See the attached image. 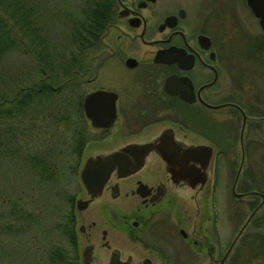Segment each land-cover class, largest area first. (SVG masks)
Segmentation results:
<instances>
[{
	"label": "flooded vegetation",
	"instance_id": "1",
	"mask_svg": "<svg viewBox=\"0 0 264 264\" xmlns=\"http://www.w3.org/2000/svg\"><path fill=\"white\" fill-rule=\"evenodd\" d=\"M244 10L255 18L257 29L264 32L246 0L112 1L97 42L79 53L73 65L76 117L85 120L96 134L86 142L84 138L82 151L147 140L163 127H171L175 134L186 137V142L203 149L209 146L211 157L202 193L190 201L192 206L175 193V185L154 153L135 172L111 179L97 200L79 210L75 200L85 199L86 195L78 183L80 192L71 195L66 213L73 226L68 247L75 264H83L81 247L89 243L99 255H92L87 264H105L112 248H117L122 264H180L178 252L171 254L179 248L187 253L186 264L243 263L241 235L264 203V193L250 182L243 185L247 178L241 177L246 167L245 150L263 143L245 132V127L258 118L264 124V115L253 114L257 104L244 108L239 101L246 73L242 76V71L234 67L233 75L230 69L233 57L242 55V38L252 43L242 18ZM252 47L253 43L244 50ZM93 90L104 92L98 99L103 100L100 109L106 107L108 97L112 98L114 116L107 127L92 126L85 116L82 99ZM224 111L230 119L239 118V159L229 186L231 199L247 195L259 198L250 204L249 213L228 243L221 233L214 231L215 235H211L210 225L214 230L216 221L217 228L224 227L218 213L211 215L208 207L215 154L235 146L232 142L226 146L210 130L214 116ZM261 132L264 138V128ZM76 139L82 142L83 135ZM232 211L237 216L239 211ZM256 241L245 240L250 251L255 249ZM256 255L253 251L249 259Z\"/></svg>",
	"mask_w": 264,
	"mask_h": 264
},
{
	"label": "rangeland",
	"instance_id": "2",
	"mask_svg": "<svg viewBox=\"0 0 264 264\" xmlns=\"http://www.w3.org/2000/svg\"><path fill=\"white\" fill-rule=\"evenodd\" d=\"M18 2L19 0H4L3 5L12 7L13 11H19L18 8L21 7ZM79 2L81 3V0H34L36 21L42 25L38 32L33 28L32 32L41 37L42 52L47 53L49 57L46 63L53 69L51 72L55 73H52L51 77L45 75L46 71L33 58V53L39 51L26 48L24 39L21 41L9 33L6 36V46H2L3 38L0 36V94L4 97L0 96V102L10 100L18 88L30 85L45 86L43 84H48L49 79L54 85L60 80L57 75L64 64L63 54L70 48L71 38L67 34L71 23L78 16ZM31 18H34L31 19L34 22L35 15H31ZM242 18L248 26L247 36L253 47L251 50H244L252 44L244 36L242 55L233 57L230 69L233 75L234 67L242 71V76L246 73L242 78L243 90L239 100L243 107L255 103L257 106H254L256 110L253 114L264 115V32L257 29L255 18L247 15L245 10ZM12 29L19 36L18 28L13 26ZM90 53L87 52V55ZM41 59L44 63V56H41ZM62 89L69 98L62 97ZM62 89L49 98L34 95L32 90H27L29 98L20 106L2 104L0 107V117L6 107L11 108L8 117L0 118V264H57L54 260L56 258L58 264L76 263L68 247V235L73 226L67 220L66 213L71 195L80 192L77 166L85 153L82 151L84 138L86 142L90 136L95 138L96 134L83 119L70 118L63 121L47 117L46 112L49 110L60 113L65 107L64 100L75 101L74 96L64 87ZM230 118L232 117L224 111L215 115L212 120V135L216 139L221 138L226 146H230L231 142L235 146L231 151L217 150L212 168L214 179L211 181L208 196L210 214L218 213L224 227L217 228L216 221L214 230L211 231L209 223L210 233L212 236L215 235L214 231L221 233L227 243L249 213L250 204L259 199L253 195L243 196L238 200L231 199L229 186L239 159L236 149L239 118ZM261 128H264V124L258 118L252 121L251 126L245 127V132L252 133L264 144ZM82 135V142H78L76 137ZM261 144L258 148L249 146V149L245 150L246 167L243 168L241 177L247 178L243 185L250 182L260 193H264V146ZM36 151H44V158L39 157ZM233 208L236 212L241 209L237 216L232 211ZM161 238L165 243V237ZM249 238H255L259 243L256 245L255 242L253 251H256L257 255L253 259H249L253 251L245 244V240ZM241 240L239 244L242 250V264H264V203L243 230ZM177 252L182 264H186L187 253L179 248L173 249L171 254L175 255Z\"/></svg>",
	"mask_w": 264,
	"mask_h": 264
},
{
	"label": "water",
	"instance_id": "3",
	"mask_svg": "<svg viewBox=\"0 0 264 264\" xmlns=\"http://www.w3.org/2000/svg\"><path fill=\"white\" fill-rule=\"evenodd\" d=\"M246 2L257 18L260 29L264 31V0H246ZM102 93L104 92L93 90L87 92L82 99L85 116L92 126L107 127L114 116L112 98L108 97L106 99L108 104L100 109V101L103 100L98 99ZM151 137L147 140L117 144L108 149L86 151L77 170L78 182L86 198H76V209L79 210L86 203L97 200L103 186L109 184L111 179L138 170L151 153H154L164 165L169 179L175 185L176 194L182 199H188L187 202L198 199L207 178V166L211 157L210 147L206 146L203 149V146L186 142V137L175 134L171 127H163ZM112 193H114L113 188ZM190 205L192 206L191 202ZM92 255H99L93 244L89 243L81 247L80 257L83 264H87ZM117 256V248H112L110 260L105 264H122ZM124 264H128L127 261Z\"/></svg>",
	"mask_w": 264,
	"mask_h": 264
},
{
	"label": "trees",
	"instance_id": "4",
	"mask_svg": "<svg viewBox=\"0 0 264 264\" xmlns=\"http://www.w3.org/2000/svg\"><path fill=\"white\" fill-rule=\"evenodd\" d=\"M3 1L4 0H0V36L3 38L2 46H6L5 45V43H7L6 36L8 33L10 34V36L12 35L17 36L18 39L20 40L24 39L25 40L24 44L25 43L27 44V45L25 44L26 48L39 51V53L36 54L32 52L34 55L33 58L39 64V66L46 71L47 74L45 73V75H47V77H51L53 74L55 75V73L51 72L53 70L51 66H49L46 63L49 61L48 60L49 57L47 53L43 54L42 52V47L40 45L41 37L38 36L37 34H34V32H32L33 29L34 31L38 32L40 30L39 27L42 25L38 20L36 21L37 17L35 14L36 7L34 4V0H19L18 6L21 7L18 8L19 11L17 10L13 11L12 7L9 8L8 6H4ZM112 1L113 0H81V3L79 2L78 16L76 20H74L71 23L69 27L70 29L67 34V36L71 38L70 48L65 52L66 54L65 53L63 54L62 60L64 61V64L62 65L61 71H59V75H57L60 80L56 82V84H54L55 86L53 85L51 79H49L48 84H43L45 86L30 85L24 88H20V89L18 88L16 94L10 100L7 101L3 100L2 102H0V107L2 106V104H6V105L18 104L20 106L21 104L24 103L25 99L29 98V95L26 94L27 90L28 91L32 90L34 92V95L37 94L44 95L46 96V98H49V97H53L52 96L53 93H57L58 90H61L64 87V89H66V91L70 95L75 97L76 93L74 94V90H75L76 79L74 77L75 67L73 65L79 53H81L85 49H89L93 47L97 42L101 32L104 29L105 23L109 18L110 15L109 12L112 7ZM31 15H35L34 22L31 20L34 19L31 18ZM13 26H16L18 28L19 36L16 33H14L12 29ZM41 56H44L45 58L44 63H42L43 60L41 59ZM62 92H63V96H62L63 98L70 97L69 95L66 96L63 89L61 90V93ZM1 98H4L3 95L1 96ZM50 99L52 100V98ZM63 103L65 107L64 109L61 110L60 113L49 110L48 112H46L47 117L49 119H55V120L60 119L63 121L65 120L67 121V119L70 118L71 120H76L77 119L76 114L78 113L76 111L75 101L71 99H66L63 101ZM61 105H63L62 102ZM10 109L11 108L7 109L6 107V110H4L5 112L1 113V117H8L11 114V112H9ZM28 122L32 124L31 120L29 119ZM4 126L5 125L3 124V127ZM36 153L39 155V157L44 158V151L42 152L36 151ZM36 153H33V155L38 157ZM54 260L57 261L58 264V258ZM59 261L61 260L59 259ZM63 263L64 262H62L61 264ZM64 264H72V263L65 262Z\"/></svg>",
	"mask_w": 264,
	"mask_h": 264
}]
</instances>
